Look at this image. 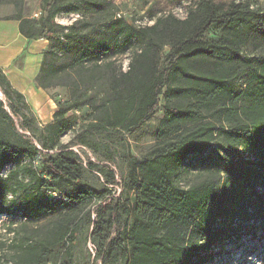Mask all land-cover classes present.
Listing matches in <instances>:
<instances>
[{
    "label": "trees",
    "instance_id": "trees-1",
    "mask_svg": "<svg viewBox=\"0 0 264 264\" xmlns=\"http://www.w3.org/2000/svg\"><path fill=\"white\" fill-rule=\"evenodd\" d=\"M62 12L80 18L60 24L55 18ZM12 19L26 39L47 42L36 85L54 99L65 92L51 121L37 128L22 112L28 110L24 95L0 68L12 114L0 102L9 129L0 130V215L18 212L31 221L55 216L39 238L23 245L24 262L53 261L56 246L74 244L83 219L95 240L118 223L114 237L95 251L104 264H212L241 228L264 224L258 191L264 186V13L237 0H197L183 18L168 14L136 26L110 0H46L40 18ZM212 25L220 35L205 40ZM131 48L122 70L115 60ZM161 97L154 144L128 164L132 199L104 202L92 219L90 205L101 192L85 184L80 161L59 144L60 136L83 106L91 109V128L133 134ZM17 116L28 135L17 131ZM196 163L199 178L181 186V173ZM103 172L116 183L113 170L104 166Z\"/></svg>",
    "mask_w": 264,
    "mask_h": 264
},
{
    "label": "rangeland",
    "instance_id": "rangeland-1",
    "mask_svg": "<svg viewBox=\"0 0 264 264\" xmlns=\"http://www.w3.org/2000/svg\"><path fill=\"white\" fill-rule=\"evenodd\" d=\"M46 0H0V19L16 22L12 17L21 14L25 17L38 19L44 14ZM115 5V10L119 16H122L136 26H149L159 17L172 14L177 18H183L187 8L197 0H110ZM218 4L227 5L232 0H213ZM248 3L253 9L264 13V0H237ZM77 18H80L76 12L59 13L56 22L68 25ZM220 35L219 28L212 25L204 34L205 40L216 39ZM47 46V42L39 40L36 43L37 49ZM135 47V46H134ZM133 47V48H134ZM126 51L116 58V64L120 65L122 70L127 68V64L132 49ZM168 46H165L161 54V66H165L167 59L165 54L168 52ZM264 54V48L262 52ZM22 61L21 56L16 65ZM33 92L30 97L28 110L22 109L24 114L33 118L37 128H42L52 119L53 111L56 110V100H61L65 96L63 90L57 91L56 98L43 91ZM50 92L56 94L55 90ZM28 97V98H29ZM0 102L2 107L10 114L9 101L0 93ZM164 99L161 97L160 104L155 110L154 115L142 125L136 132L129 134L124 130L100 131L91 128L92 118L91 109L83 106L77 111L76 123L74 126L61 135L59 144L68 145L76 154L80 161L84 173L85 184L101 192L100 198L94 199L90 205L91 218L94 219L98 206L104 202L123 201L125 196L132 199L133 191L128 182V164L132 158L142 159L150 147L154 144V133L158 121L162 118L164 108ZM15 127L18 132L28 135L29 133L19 127L21 117H13ZM0 130L9 134V129L4 118L0 114ZM81 139L85 141L82 142ZM51 152V151H50ZM39 159V156L36 158ZM187 162L193 163L189 158ZM95 165V166H93ZM104 166L109 167L115 172L116 183L107 182L103 172ZM7 166L2 175L7 174ZM199 165L195 164L189 171L182 172L179 177V184L187 186L199 178ZM258 191L264 199V186L259 187ZM10 196H8V199ZM55 216H45L37 221H31L20 213L1 214L0 215V264H27L21 258L23 245L39 238L47 226L55 219ZM126 216H123V219ZM128 223L131 224L132 218L128 217ZM78 231L76 233L73 245L55 247V258L47 264H104L96 254L99 246H104L108 240L114 237L119 229L116 222L110 229L106 230L103 239L95 240L90 238L91 226L88 220L79 221ZM117 264H122L118 262ZM212 264H264V224L254 223L250 226L241 228L236 235L235 243H230L224 248L217 250V261Z\"/></svg>",
    "mask_w": 264,
    "mask_h": 264
},
{
    "label": "crops",
    "instance_id": "crops-1",
    "mask_svg": "<svg viewBox=\"0 0 264 264\" xmlns=\"http://www.w3.org/2000/svg\"><path fill=\"white\" fill-rule=\"evenodd\" d=\"M38 41L23 37L19 32L17 20L12 22L0 19V68L12 87L22 93L29 104L31 102L29 95L33 97L32 90L34 93L36 91L46 93L34 80L46 48L37 49ZM19 56L22 61L16 65Z\"/></svg>",
    "mask_w": 264,
    "mask_h": 264
},
{
    "label": "built area",
    "instance_id": "built-area-1",
    "mask_svg": "<svg viewBox=\"0 0 264 264\" xmlns=\"http://www.w3.org/2000/svg\"><path fill=\"white\" fill-rule=\"evenodd\" d=\"M0 93H1V89H0Z\"/></svg>",
    "mask_w": 264,
    "mask_h": 264
}]
</instances>
